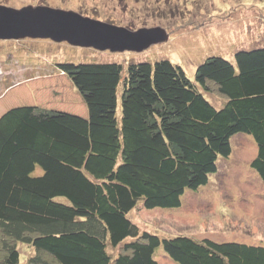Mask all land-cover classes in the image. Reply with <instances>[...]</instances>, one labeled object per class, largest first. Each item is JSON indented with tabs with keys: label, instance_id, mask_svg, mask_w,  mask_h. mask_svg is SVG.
Instances as JSON below:
<instances>
[{
	"label": "trees",
	"instance_id": "obj_1",
	"mask_svg": "<svg viewBox=\"0 0 264 264\" xmlns=\"http://www.w3.org/2000/svg\"><path fill=\"white\" fill-rule=\"evenodd\" d=\"M207 58L195 82L168 60L57 66L88 112L39 105L0 116V264H264V246L161 238L132 211L174 210L207 187L237 136L264 183V41ZM218 96L220 104L212 99ZM86 112V114H85ZM135 211V212H136Z\"/></svg>",
	"mask_w": 264,
	"mask_h": 264
},
{
	"label": "rangeland",
	"instance_id": "obj_2",
	"mask_svg": "<svg viewBox=\"0 0 264 264\" xmlns=\"http://www.w3.org/2000/svg\"><path fill=\"white\" fill-rule=\"evenodd\" d=\"M0 6L21 11L48 7L131 32L162 29L169 40L142 53H113L74 47L50 40L0 41V116L17 106L39 105L75 115L88 112L70 80L57 66L69 63H155L168 60L195 82L207 58H233L239 45L264 41V0H0ZM234 60V58H233ZM215 104L220 98L214 96ZM84 108V110H83ZM85 112V114H86ZM230 158L207 187L187 192L174 210L132 211L141 230L161 238H209L264 246V183L251 169L257 146L249 136L232 141ZM21 263L35 251L19 245ZM159 264H176L162 249Z\"/></svg>",
	"mask_w": 264,
	"mask_h": 264
},
{
	"label": "water",
	"instance_id": "obj_3",
	"mask_svg": "<svg viewBox=\"0 0 264 264\" xmlns=\"http://www.w3.org/2000/svg\"><path fill=\"white\" fill-rule=\"evenodd\" d=\"M50 40L74 47L113 53H142L169 40L162 29L131 32L83 17L75 12L48 7L21 11L0 6V41Z\"/></svg>",
	"mask_w": 264,
	"mask_h": 264
}]
</instances>
